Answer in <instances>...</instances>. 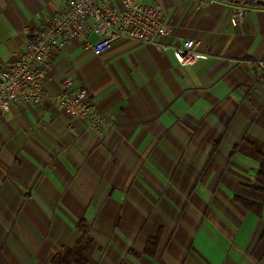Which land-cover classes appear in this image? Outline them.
<instances>
[{
    "label": "crops",
    "instance_id": "obj_1",
    "mask_svg": "<svg viewBox=\"0 0 264 264\" xmlns=\"http://www.w3.org/2000/svg\"><path fill=\"white\" fill-rule=\"evenodd\" d=\"M66 1L0 0V70ZM142 1L163 9L162 41L207 57L181 67L129 38L52 50L46 93L86 89L110 126L98 135L52 103L0 114V264H53L79 222L84 264H264V6L233 24L229 0Z\"/></svg>",
    "mask_w": 264,
    "mask_h": 264
},
{
    "label": "built area",
    "instance_id": "obj_2",
    "mask_svg": "<svg viewBox=\"0 0 264 264\" xmlns=\"http://www.w3.org/2000/svg\"><path fill=\"white\" fill-rule=\"evenodd\" d=\"M246 12L244 4H236L229 14L231 23L240 22ZM169 33L163 9L157 4L142 0H67L23 39L17 59L0 70V114H6L12 102L52 103L72 120L86 121L96 134L102 135L110 122L97 110L86 89L71 88L65 79L56 94L46 93L44 85L49 78L52 50H63L78 39L99 55L113 41L129 38L151 44L161 52L170 51L181 67L207 57L195 40L185 39L177 44L162 41ZM92 35L95 41H90ZM254 64L264 75V61L256 60ZM65 129L69 133L74 131L71 123Z\"/></svg>",
    "mask_w": 264,
    "mask_h": 264
},
{
    "label": "trees",
    "instance_id": "obj_3",
    "mask_svg": "<svg viewBox=\"0 0 264 264\" xmlns=\"http://www.w3.org/2000/svg\"><path fill=\"white\" fill-rule=\"evenodd\" d=\"M238 4L244 5H258L264 6V0H229ZM255 189L264 190V164H261L255 176ZM251 208L255 206L251 203H247ZM257 211V209H254ZM79 227L81 229L82 235L74 246L70 249H67L64 254L57 255L53 258V264H84L83 252L89 246V239L87 237V226L84 223L79 222Z\"/></svg>",
    "mask_w": 264,
    "mask_h": 264
},
{
    "label": "rangeland",
    "instance_id": "obj_4",
    "mask_svg": "<svg viewBox=\"0 0 264 264\" xmlns=\"http://www.w3.org/2000/svg\"><path fill=\"white\" fill-rule=\"evenodd\" d=\"M261 191H264V190H261ZM255 206V205H254ZM257 206H259V205H257ZM257 206H255V208L254 209H257Z\"/></svg>",
    "mask_w": 264,
    "mask_h": 264
}]
</instances>
